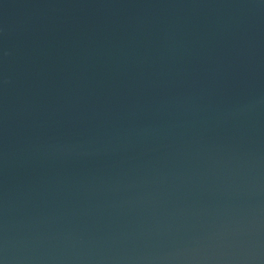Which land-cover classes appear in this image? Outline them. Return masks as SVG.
<instances>
[{
    "label": "water",
    "instance_id": "water-1",
    "mask_svg": "<svg viewBox=\"0 0 264 264\" xmlns=\"http://www.w3.org/2000/svg\"><path fill=\"white\" fill-rule=\"evenodd\" d=\"M0 264H264V0H0Z\"/></svg>",
    "mask_w": 264,
    "mask_h": 264
}]
</instances>
